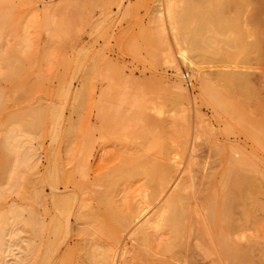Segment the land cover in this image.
Wrapping results in <instances>:
<instances>
[{"label":"rangeland","instance_id":"obj_1","mask_svg":"<svg viewBox=\"0 0 264 264\" xmlns=\"http://www.w3.org/2000/svg\"><path fill=\"white\" fill-rule=\"evenodd\" d=\"M164 5L177 16H213L220 24L264 33V0H0V159L7 147L11 162L27 159L30 176L19 191L10 189L7 179L0 181V264H215V253L205 255L194 247L205 248L208 238L196 230L201 212L190 222L193 246L181 250L179 261L169 262L170 256L161 253L167 238L162 231L142 227L147 242L141 232L135 234L134 223L127 227L146 186L118 175L122 158H160L162 148L168 150L169 142L174 148L186 135L191 148L179 155L178 173L183 178L192 167L197 203L205 199L210 181L209 187L220 185L219 174L229 168V157L217 151L232 149L252 166L260 191L256 200L264 205V51L243 62L207 54L191 66L179 56L171 35L161 39L157 19ZM233 30L225 29L221 39H230ZM168 45L173 60L162 61L161 48ZM198 69L209 78L217 101L201 96ZM222 70L246 72L254 94L227 97L213 79ZM178 79L195 105L173 100L171 87ZM121 98L127 99L125 105ZM39 108L46 112L45 123L39 129L19 128L13 118L26 111V120L33 122L31 112ZM143 109L171 125L166 130L151 125L146 134ZM82 158H88L84 169ZM55 166H61L60 177L51 184L48 176ZM251 222L245 224L251 235L256 232L255 260L264 264V211L254 209Z\"/></svg>","mask_w":264,"mask_h":264},{"label":"bare ground","instance_id":"obj_2","mask_svg":"<svg viewBox=\"0 0 264 264\" xmlns=\"http://www.w3.org/2000/svg\"><path fill=\"white\" fill-rule=\"evenodd\" d=\"M163 11H164L163 15L159 16L157 19V26L159 27L157 29L160 32L161 39L165 41L171 35L173 41L178 47L177 50L179 51L177 52L179 53V56L183 60L189 62L191 66L196 65L195 63L197 58H202V57L204 58L207 56V54L218 55V56L220 55L223 58L226 57L238 62H243L244 60H248L252 56H258V57L261 56L262 49L264 51L263 31H255L250 28L243 30L240 26L233 27V25H229L226 23L220 24L221 19L213 16L210 17L209 16H204V17L177 16L173 14L171 6L164 5ZM231 27L234 28L233 30L234 32L232 31L233 32L232 37L228 40L221 39L224 30ZM213 42L217 43L216 48L210 46V44ZM226 45L229 46L231 50L226 49L225 48ZM161 49L163 50L161 51V53L163 52L161 55L162 61L171 58L173 60L172 49L170 48L169 45L166 49L165 48H161ZM16 56L17 55H14L15 58ZM198 73L200 75L199 85H200L201 96L204 99L213 98L215 100V98L217 97L214 98L215 94H213L212 97V92H211L212 88L209 86V78L207 77V75H204L199 69H198ZM184 76H186V74H184ZM213 76H214L213 79L216 80L218 86L220 87L219 90L220 89L221 91L225 90L224 91L225 95L227 91L228 92L227 95L228 94L230 95V97L229 95L227 96L229 98H231L232 95L237 96V94H239L240 96H242V94L245 95L248 94V96H251L255 92L251 87V81L249 79V75L244 71L222 70L217 72L216 74H213ZM110 79L111 81H114L112 77H110ZM186 86H187V82H186ZM171 89H172V93L169 90L167 91H169L171 94L174 95L173 100L177 104L186 106V105H190V103L192 102V104L195 105L194 102L195 99H192L190 102L189 93H187L186 89H184L182 81L180 79L174 81ZM251 91L253 92V94L249 95ZM2 99L3 96L2 93L0 92V113L4 108ZM112 99L109 100L111 101ZM126 100H127L126 98H121L119 103L122 104L127 103ZM220 100L222 101L223 99ZM220 100L219 102H221ZM215 101H217V99ZM222 102H224V100ZM218 104L219 103H217V106ZM224 105L225 104L223 103V106ZM126 106H130V104H127ZM221 108H223L222 104H221ZM156 109L158 108H155V110ZM185 110L186 109L184 108V111ZM111 111L114 112L113 110ZM115 111L116 113H119V110H115ZM31 113L34 114L33 122H29L28 120H26V116H27L26 111L21 113L19 112V114L13 118V119H17L16 121H20L19 128H21L24 131H26V129H29L30 127H31L30 129H39L41 125L44 124L45 121L47 120L46 112L43 108H39L38 110L32 111ZM142 116L143 119L141 120L143 121L142 122L144 129L143 131L146 134L150 133L148 129L150 130L149 127L151 125H156V127L161 128L162 130H166L169 124L171 123V121L167 122L161 119L153 120V118H151L148 115L146 109H143ZM152 128L153 127H151V129ZM144 136L146 137V135ZM184 138H183L184 141L182 143L180 142V144L176 145L174 148L172 147V143L169 142L167 144L169 149L164 150V148H162V150L159 152L162 155L160 158H148L143 154L122 158V163L120 164L117 170L118 175H120L121 178L126 182H131L134 180H143L144 185L146 186L141 190L140 198L137 204V211L132 217L129 218L127 222V227H129L132 223H134V226L132 227H136V230L134 231L135 234L137 233L139 234L141 232V236H140L141 240L147 242L150 241V238L148 234L145 232V230L142 229V227L149 226L158 232L162 231L167 236L166 238L167 240L165 239L164 242L165 244L162 245V247L160 248L161 253L165 254L166 256L167 255L170 256L169 262L170 259H172V261L174 260L179 261V259H181L180 258V254L182 252L181 250L185 249L187 251L190 246H193L192 245L193 243L192 242L190 243L189 240L190 235H192L194 231L191 225L192 223L190 224V222L192 221V219H194L193 216H195L196 213L201 212L200 218L202 219H200L201 220L199 224L200 227L196 230L201 232V234H199L200 236H202L201 238H205L206 235L208 238L207 240H205L206 242L205 248L202 244L195 245L194 246L195 248L197 247L200 250H203L205 252V255L215 253L216 255L213 254L214 257L218 256L215 259L216 262L215 264H220L221 261L222 263L224 262L223 264H257L258 260L257 261L255 260V251L258 247L257 246L258 244L255 243L256 242L255 238L257 237L255 235L256 232L254 231L255 234L251 235L252 229L250 231V227H249L247 229H249L250 234L248 233L246 234L247 229L245 223L252 221L254 209H261L264 211V205L259 204L256 200L257 195L260 191L258 190L255 184V180H254L255 176H252V174L250 173L252 166L248 164L249 162L239 159L241 157L242 158H246V157H244L245 155L243 154H242L243 156H241V153H237L238 151L235 152V150L233 151L232 149L227 151V153L225 152V150L217 151V155H221L222 153L223 155H227L229 157L227 158V160L230 159V162L227 161L228 163H230L229 168L228 169L225 168L227 170L226 172L224 171L225 174L224 172L222 174L221 173L219 174L223 177L220 176L222 180L220 181L221 182L220 185L216 184L219 185L217 186V188L216 185L215 187L213 186V188L212 186L209 187L210 185H212L214 179L210 181L211 183L210 185H208V189L206 188L207 190L205 191L207 194H204L203 192L205 199H201L203 202L205 200V202L204 203L201 202L202 204L197 203L196 202L197 197H195L197 196V194L195 195V193L198 190L196 189V184L194 181L195 176L192 172V167L191 166L188 167V169L186 170V176H184L183 178H181L180 174L178 173L182 164L180 162L179 155H181V153H183L185 150L191 148V145H189V140H188L189 138L187 137V135ZM7 140H8V136L6 138V141ZM156 143L154 142L153 145H155ZM157 145L161 146L162 144H157ZM12 146L14 147V145ZM148 146L149 147L151 146L150 143ZM158 146H154V148ZM152 147L153 146H151L150 150L152 149ZM6 150H8V148L3 146L2 157L0 159V181H3V179H7L8 182L6 180L5 181L9 184L10 189H14L17 191L21 189H25L26 183L30 179L29 174L27 175L25 174L27 172L25 171V168L27 169L28 167L27 165L29 162H27L26 158L23 157L17 158L16 161L17 165H16L14 162H11L10 159L11 157L6 153ZM87 164H88V158H82L79 167L84 169L87 167ZM226 167H228V164ZM60 169L61 166H55L51 169L50 175L48 176V181L51 184H54L59 180ZM216 178L218 182L219 177ZM199 193L202 192L200 191ZM194 199L195 201L193 202ZM237 214H241L242 217L239 218L236 217ZM14 216L16 217V215ZM28 223H30L29 225H31L32 227L35 223L34 219L31 216L29 217ZM258 228H259L258 230L261 229L260 227ZM262 228L264 233V225H262ZM131 233L133 232L131 231ZM259 233L260 236L262 237L263 236L261 235L262 229ZM199 235L198 237H200ZM244 242L247 243L244 244ZM199 253L201 254V252ZM194 255L197 256L196 254ZM122 258H124V256ZM25 259L27 261V257H25ZM121 263L119 261V264ZM129 263L130 262L124 260L123 264H129Z\"/></svg>","mask_w":264,"mask_h":264},{"label":"built area","instance_id":"obj_3","mask_svg":"<svg viewBox=\"0 0 264 264\" xmlns=\"http://www.w3.org/2000/svg\"><path fill=\"white\" fill-rule=\"evenodd\" d=\"M185 79H186V82H187V86L189 88H191L192 87V81L189 79V75L187 73H186Z\"/></svg>","mask_w":264,"mask_h":264}]
</instances>
